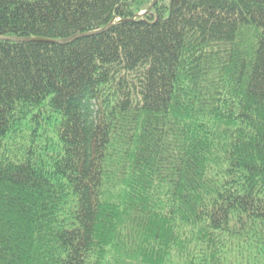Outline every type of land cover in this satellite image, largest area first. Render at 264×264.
<instances>
[{"label":"trees","instance_id":"16d2710c","mask_svg":"<svg viewBox=\"0 0 264 264\" xmlns=\"http://www.w3.org/2000/svg\"><path fill=\"white\" fill-rule=\"evenodd\" d=\"M0 0V264H264V0Z\"/></svg>","mask_w":264,"mask_h":264},{"label":"water","instance_id":"95a60500","mask_svg":"<svg viewBox=\"0 0 264 264\" xmlns=\"http://www.w3.org/2000/svg\"><path fill=\"white\" fill-rule=\"evenodd\" d=\"M156 0H154V2L151 4V6L149 7V9L147 11H145L144 13L137 15L136 17H141L143 15L148 14L151 9L153 8L154 4H155ZM111 27V25L106 26L105 28L101 29V30H97V31H93V32H89V33H84V34H80V35H76V36H72L63 40H59V41H52V40H45V39H37V38H19V39H10V38H0V41H8V42H42V43H49V44H65V43H70L76 40H79L81 38H85V37H90V36H95L98 34H101L103 32H105L106 30H108Z\"/></svg>","mask_w":264,"mask_h":264}]
</instances>
